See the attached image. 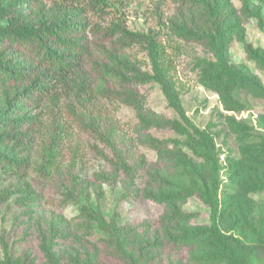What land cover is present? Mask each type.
I'll use <instances>...</instances> for the list:
<instances>
[{"label": "rangeland", "instance_id": "1", "mask_svg": "<svg viewBox=\"0 0 264 264\" xmlns=\"http://www.w3.org/2000/svg\"><path fill=\"white\" fill-rule=\"evenodd\" d=\"M110 1V12L99 18L103 25L120 17L130 31L143 32L149 26L161 29L165 64L178 107L170 105L152 78L138 88L152 111L178 119L187 117L191 123L189 132L141 127L130 105L120 98L112 102L105 99L118 125L121 149L128 159L144 158L136 186L129 185L122 175L114 185L105 180L114 171L112 162L105 158L111 153L99 143L90 144V136L78 125L71 126L67 140L56 150V159L46 165L49 174L40 169L42 138L48 133L45 126L37 132V151L26 152L18 144L7 143L0 152L6 157H23L29 165L23 187L12 180L0 182V190L9 191L0 210V262L10 264L8 258L12 257L19 264H50L49 255L61 253L58 264H126L108 255V232L95 220H84L80 215L81 208L87 206L105 222L113 219L126 228L136 254L135 264H232L206 250L204 240L192 254L187 250L156 249L150 246L153 236L149 244L141 240L146 238L141 237L143 222L152 223L174 208L195 211L197 216L187 223L169 222L171 234L211 224V207L194 194L174 203L153 199L154 194L178 189L207 190L212 208L218 212V227L231 239L240 264H264V97L250 90L240 91L233 97L238 106L231 110L225 108L216 91L204 86L207 77L198 60L210 52L203 44L183 39L172 29V25L194 22L196 26L204 25L196 7L201 0ZM232 4L238 9L244 31L230 34L228 57L244 64L253 83L264 87V70L247 51L248 46L264 48V2L232 0ZM99 50L100 78L111 77L116 82L125 81L132 71L151 73L146 53L138 46L122 49L108 41ZM102 89L100 85L98 90ZM193 139L198 141L196 148ZM68 167L84 181V192L74 200L64 198ZM27 191H41L44 199L30 201ZM57 214L62 215L59 223Z\"/></svg>", "mask_w": 264, "mask_h": 264}, {"label": "trees", "instance_id": "2", "mask_svg": "<svg viewBox=\"0 0 264 264\" xmlns=\"http://www.w3.org/2000/svg\"><path fill=\"white\" fill-rule=\"evenodd\" d=\"M196 7L204 25L196 26L194 22L187 26L172 25V29L183 39H193L203 44L210 52L209 56L198 60L207 77L203 81L204 86L216 91L225 108L231 110L238 106L233 97L240 91L250 90L264 97V87L253 83L247 67L232 62L228 57L230 34L244 31L232 0H201ZM110 10V0H0V148L12 142L22 146L26 152L31 149L37 151L40 143L37 132L45 126L48 133L42 138L43 160L40 169L49 174L46 165L56 159V150L59 151L67 140L71 126L78 125L79 130L86 132L88 138L90 136V144L99 143L111 153L109 158L107 155L105 158L112 162L114 171L104 179L114 185L122 175L129 185L136 186L144 158L128 159L121 149L118 125L105 99L110 102L115 98L122 99L134 109L139 125L144 128L188 133L191 123L185 116L178 119L147 108L145 95L138 88L140 83L152 78L160 85L170 105L178 107L169 68L165 64L161 29L149 26L143 32L130 31L120 17L103 25L99 18ZM108 41L122 49L140 47L149 60L151 73L140 69V72L132 71L125 81L117 79V83L111 77L100 78L102 51L99 49ZM247 51L264 70V48L248 46ZM100 85L103 86L102 91L98 90ZM193 144L195 148L199 146L197 140ZM170 157L174 156L171 154ZM28 165L29 162L23 157H6L0 152V182L12 180L23 187ZM167 172L170 173L169 170L164 171ZM83 183V178H77L70 167L66 168L65 200H74L84 192ZM27 192L30 201L44 199L41 191ZM193 194L211 207L209 226L171 234L169 222L187 223L197 216L195 211L174 208L171 213L160 216L152 223L143 222L144 234L141 237L146 235V238L141 240L149 244L148 240L153 236L150 246L156 249L187 250L190 254L201 248L204 240L207 242L204 246L206 250L213 251L232 264H240L237 251L231 247V239L218 227V212L212 208L207 190L182 192L175 189L154 194L153 199L174 203ZM8 197L9 191L1 189L0 210ZM80 215L84 220H95L108 232L110 257L126 264H135L133 260L136 254L125 233L126 228L118 226L113 219L105 222L87 206L81 208ZM61 219L62 215L57 214V223ZM49 256L50 264H58L63 254ZM8 261L19 264L12 257Z\"/></svg>", "mask_w": 264, "mask_h": 264}]
</instances>
